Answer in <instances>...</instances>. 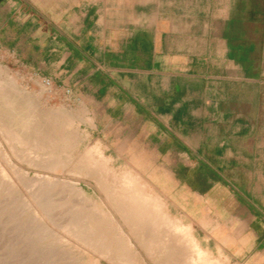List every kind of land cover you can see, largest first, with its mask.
<instances>
[{
	"label": "crops",
	"instance_id": "0c3cea01",
	"mask_svg": "<svg viewBox=\"0 0 264 264\" xmlns=\"http://www.w3.org/2000/svg\"><path fill=\"white\" fill-rule=\"evenodd\" d=\"M0 58L79 98L104 151L264 264V0H3Z\"/></svg>",
	"mask_w": 264,
	"mask_h": 264
},
{
	"label": "rangeland",
	"instance_id": "374dc122",
	"mask_svg": "<svg viewBox=\"0 0 264 264\" xmlns=\"http://www.w3.org/2000/svg\"><path fill=\"white\" fill-rule=\"evenodd\" d=\"M0 69L2 71L0 76L15 79L21 93L24 92L25 95L29 94L39 100V111L45 112L48 109L46 112L50 113L58 110L63 115L62 117L60 114L62 121L68 120L63 123H70L67 124L71 131H68V134L76 135L75 140L58 154L50 152L52 149H46L47 151L36 149L29 157L19 155L21 146H11L3 136L4 130L1 131V129L4 125L16 123L17 118L15 117L24 114L21 111H29L30 108H26L24 111L20 107L19 112L16 111L10 115L16 122L10 119L6 108H0V118L1 115L3 118L0 119V123L2 120L4 121L0 124V264H137L140 257L137 256L133 261L131 250L137 249V247L139 249L144 245L146 225L140 228L141 233L145 232L143 235L140 233V236L143 237L142 243L131 235L134 246L130 248L121 244L122 246L118 250L119 256L114 259L95 250L92 251L65 229L66 224L72 218L71 216L79 211L88 212L93 208H98L101 211L109 210L108 212L116 213V210L111 206L110 196L98 182L96 171L80 169L81 157L88 151L91 161L102 159L111 172L135 175L145 186L147 192L160 197L159 199L171 217L179 218L178 220L185 226L190 225L188 227L199 241L204 253L220 259L222 264H238L235 259L236 252L240 251L241 244L247 242L224 239L227 235L221 232L219 226L214 224L213 219H197L184 214L173 206L163 194L156 192L137 170L126 162L118 160L115 155H109L107 151H104L103 145L93 140L84 125L88 121V117L79 98L70 96L68 92L60 88H55L51 81L6 58H0ZM12 109L15 110V108ZM30 122L28 120V123ZM27 131L30 130L27 128ZM50 153L52 155H48ZM42 155H45L44 157L47 155L56 156L61 159L62 165L56 168H47L44 165L31 163L35 157L41 158ZM43 186H46V189L38 193V189ZM76 186H80L84 196H87L84 200L74 191ZM123 228L127 232L125 225ZM65 230L66 232H64Z\"/></svg>",
	"mask_w": 264,
	"mask_h": 264
},
{
	"label": "bare ground",
	"instance_id": "6f19581e",
	"mask_svg": "<svg viewBox=\"0 0 264 264\" xmlns=\"http://www.w3.org/2000/svg\"><path fill=\"white\" fill-rule=\"evenodd\" d=\"M38 101V99L29 94L21 93L14 78L0 76V108H6L9 116L16 111L19 112L20 107L24 111L26 108H30L29 111H21L24 114L16 115L17 122L13 116H10V119L16 122L13 125L8 124L5 126L2 124L4 127H2L1 131L4 130L3 136H5L6 141L11 146H21L22 149L19 150V155H27L29 157L33 150L36 149L44 151L52 149L50 152H57L58 154L75 140L76 135L68 134L71 132L67 125L70 123L65 124L68 120H63L65 121L63 123L62 114L58 110L51 111L52 113H47L48 109H45V112L39 111ZM12 108H15V110ZM4 114L7 115L6 113ZM28 120L31 122L28 123ZM61 121L62 124L60 123ZM3 122L2 120L1 123ZM26 122L30 125L28 126ZM27 128L30 131L26 132ZM88 152H85L81 157L80 169L96 171L95 175L99 179L98 182L110 196L111 206L116 210V213L111 210V212H108L109 210L101 211L98 208H93L88 212H76L71 216L72 218L69 222L67 221L65 229L68 232L81 240L92 251L95 250L104 256L114 259L119 256L118 250L123 244L130 248L134 246L131 235L135 236L138 241L142 240L140 228L146 225L148 230L144 229L146 233L143 231L145 233L144 245L140 246L139 249L137 247V249L131 250L132 260L137 256L140 257L137 264H222L219 261L220 259L218 260L214 256L204 253L199 241L191 233L188 227L190 225L185 226L178 220L179 218L171 217L169 212H167V208L159 199L160 197L147 192L145 186L135 175L111 172L102 159L91 161V156ZM48 155H52V153ZM48 155L46 157L40 156L43 159L45 158V160L35 157L31 163L44 165L47 168H56L62 165L60 158ZM46 184L48 185V183ZM45 189L46 186L40 187L38 193ZM74 191L81 199H85L86 195L84 196L80 186H76ZM124 225L127 228V232L124 231ZM143 233L141 234L143 235Z\"/></svg>",
	"mask_w": 264,
	"mask_h": 264
},
{
	"label": "water",
	"instance_id": "95a60500",
	"mask_svg": "<svg viewBox=\"0 0 264 264\" xmlns=\"http://www.w3.org/2000/svg\"><path fill=\"white\" fill-rule=\"evenodd\" d=\"M3 0H0V3L2 2Z\"/></svg>",
	"mask_w": 264,
	"mask_h": 264
}]
</instances>
